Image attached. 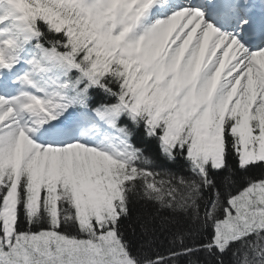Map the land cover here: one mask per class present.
I'll use <instances>...</instances> for the list:
<instances>
[{"label":"snow or ice","instance_id":"1","mask_svg":"<svg viewBox=\"0 0 264 264\" xmlns=\"http://www.w3.org/2000/svg\"><path fill=\"white\" fill-rule=\"evenodd\" d=\"M253 169L264 0H0V264H264Z\"/></svg>","mask_w":264,"mask_h":264},{"label":"trees","instance_id":"2","mask_svg":"<svg viewBox=\"0 0 264 264\" xmlns=\"http://www.w3.org/2000/svg\"><path fill=\"white\" fill-rule=\"evenodd\" d=\"M149 147H150V151L151 153H156L158 151L155 142H150L149 143ZM247 175L251 176L253 179H258V178H262L264 177V169H253L251 172H249ZM244 184V180L241 176H237L236 178V187H242ZM144 211L141 208L137 209V213ZM128 234L130 236V238L132 239H136V237L132 236V230L129 229L128 230ZM138 234V233H137ZM169 240L170 238H165V236H161L160 239L157 241V248L160 251H164L168 246H169ZM137 243H139V241H137ZM180 264H187L186 261H181Z\"/></svg>","mask_w":264,"mask_h":264}]
</instances>
